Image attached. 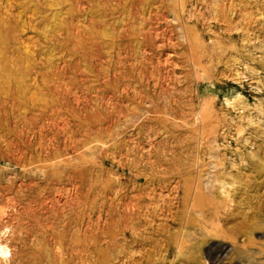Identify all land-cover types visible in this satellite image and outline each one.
I'll use <instances>...</instances> for the list:
<instances>
[{
	"label": "rangeland",
	"instance_id": "obj_1",
	"mask_svg": "<svg viewBox=\"0 0 264 264\" xmlns=\"http://www.w3.org/2000/svg\"><path fill=\"white\" fill-rule=\"evenodd\" d=\"M0 264H264V0H0Z\"/></svg>",
	"mask_w": 264,
	"mask_h": 264
}]
</instances>
